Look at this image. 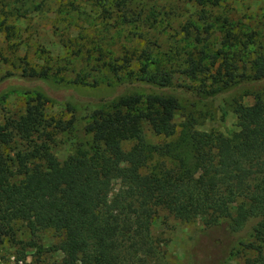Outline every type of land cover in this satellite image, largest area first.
Wrapping results in <instances>:
<instances>
[{
    "label": "trees",
    "instance_id": "trees-1",
    "mask_svg": "<svg viewBox=\"0 0 264 264\" xmlns=\"http://www.w3.org/2000/svg\"><path fill=\"white\" fill-rule=\"evenodd\" d=\"M135 1L94 0L101 27L77 38L59 31L62 55L40 47L42 64L37 68L25 60L23 73L62 80L69 71L76 84L111 78L164 87L180 73L194 80L184 86L199 92L264 79V13L259 20L251 14L235 17L233 2L243 0H195V11L179 29L188 44L159 56L142 29V10L132 7ZM36 7L24 4L3 13L18 19ZM59 12L61 18L81 14L72 3ZM5 19L1 28L10 38L15 27ZM113 27L115 35L125 33L139 43H118L109 35ZM195 48L201 67L194 64ZM199 72L205 76L197 79ZM178 109L179 100L171 94L123 95L107 109L92 110L85 139L76 140L75 114L69 119L51 115L46 98L30 94L17 115L0 122V249L14 240L22 222L32 234L51 229L61 237L55 248L62 258L54 264H165L163 239L152 233L159 211L165 210L186 223L209 216V227L226 219L227 237L249 227L251 239L233 247L230 242V252H243L240 264H264V98L235 104L240 136L190 129L184 133L188 156L173 167L160 163L144 172L153 150L144 126L157 135H172ZM61 133L72 138L64 159L53 152ZM167 146L163 150L172 153L173 145ZM116 177L120 186L112 194ZM195 240L196 264H220L229 252Z\"/></svg>",
    "mask_w": 264,
    "mask_h": 264
},
{
    "label": "rangeland",
    "instance_id": "rangeland-1",
    "mask_svg": "<svg viewBox=\"0 0 264 264\" xmlns=\"http://www.w3.org/2000/svg\"><path fill=\"white\" fill-rule=\"evenodd\" d=\"M93 1L0 0V122L6 115H17L24 108L25 100L30 94L40 93L46 98L47 113L64 119H69L75 114L74 136L76 140H83L86 137L83 128L90 112L97 108H109L120 96L133 93L174 95L179 100V109L174 116V134L157 135L148 126H144L146 139L153 147L144 172H149L160 163L173 167L177 165L180 157L188 156L187 137L184 133L187 134L190 129L216 130L225 135L240 136L238 116L234 112L235 104L240 102L250 105L256 96L264 98V79L246 78L230 86L220 87L214 92H199L193 87L187 89L184 86L185 81L194 80L180 73L175 75L174 84L168 87L129 82L124 79L111 82V78H105L96 85L76 84L72 82L74 73L69 71L63 73L62 80L52 75L48 77L25 75L22 70L25 60L37 68L42 64L43 60L38 51L40 47L49 51L51 55H62L64 49L57 35L59 31L77 38L80 33L90 35L101 27L98 10ZM71 3L74 7H79L81 14L74 12L71 18H61L60 9ZM24 4L29 5L31 9L37 7L27 13L26 17L15 19V16H4L3 11ZM132 7L142 10L146 19L142 29L147 31L148 42L154 44L153 55L159 56L161 53L170 55L177 46L184 47L188 44V41L179 34V29L187 16L195 11V0H136ZM233 7L236 9L235 17L251 14L259 20L264 13V0L233 2ZM153 12L157 16L151 15ZM4 19L7 24L15 27V33L10 38L1 28V21ZM109 23L115 25L112 20ZM115 31L114 27L111 28L109 35L117 34ZM113 37L118 43L125 40L129 41V45L139 43V40H133L125 33ZM193 51L194 64L201 67L202 55L199 48ZM199 73L197 79L205 76V73ZM212 73L214 74V70ZM55 141L53 152L59 159L66 158L71 151L72 138L61 133L56 136ZM168 144L174 147L172 153L165 152ZM119 186L120 178L116 177L112 182L111 193L115 194ZM218 221L219 226L214 227H209L212 223L209 216L186 223L174 218L167 211L160 210L157 220L152 225V233L163 239L162 247L166 250L165 264H196L193 254L195 238L208 249L212 247L210 243L212 242L215 245L213 248L224 247L229 251L221 257L220 264H240L244 259L243 252L235 254V249L234 253L230 252V246H237L238 242L250 240V228L246 227L227 237V220L220 218ZM16 227L19 228L14 240L4 243L0 249V264H54L61 260L62 253L55 248L61 237L56 232L44 229L32 234L22 222ZM206 230H209L207 235L201 236Z\"/></svg>",
    "mask_w": 264,
    "mask_h": 264
}]
</instances>
